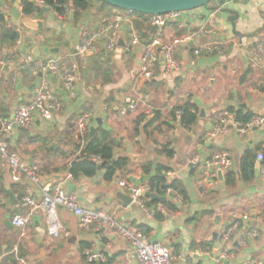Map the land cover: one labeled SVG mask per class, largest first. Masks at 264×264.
Returning <instances> with one entry per match:
<instances>
[{
    "label": "crops",
    "instance_id": "1",
    "mask_svg": "<svg viewBox=\"0 0 264 264\" xmlns=\"http://www.w3.org/2000/svg\"><path fill=\"white\" fill-rule=\"evenodd\" d=\"M16 3V0H0L6 26L16 22L9 13ZM228 6L232 13L220 19L212 16L213 8H220L213 2L208 8L183 14L182 27L178 24L166 26L162 34L165 44L182 34L200 30L205 34L176 48L180 62L178 71L166 73L159 65L152 81H143L138 75L140 49L130 54L124 52L127 26L122 24L118 29L110 30L86 59L74 58L78 66L77 97L67 98L56 81L46 76L49 88L64 102L55 122H36L30 128L17 130L11 137L21 159L41 174V185L63 184L68 192L75 194L82 208L103 212L121 226L139 229L149 240L169 248L172 264H214L215 257L222 250L221 235L227 231L231 236L225 264H243L249 259L264 258V181L259 176V164L256 167L257 153H264V130L238 136L229 128L225 136H210L217 115L223 110L241 111L250 114L251 118L264 115V68L254 67L250 55L255 46H260L264 52V0H232ZM71 12L69 10L62 21L43 12L38 20L43 21L44 30L25 29L21 43L15 44L11 51L3 50L0 60L16 64L29 53L36 59L70 55L79 42L82 27L90 33L99 32L115 15H119L107 10L97 13L92 9L88 11L90 18L80 24L84 13L75 18ZM203 16H206L205 20H202ZM123 17L134 26L133 16ZM140 21L151 27L149 17ZM217 23L219 27L215 25ZM152 37L151 27L150 36H139V39L145 43ZM109 41L115 44L112 51L106 49ZM202 44L225 45V51L221 55L201 53L195 56L194 50ZM20 71H25L24 77L19 75ZM37 81L27 70L12 67L6 72L0 68V119L10 117L19 104L30 99ZM175 94L176 100L173 101ZM131 101L136 103V110L122 115L121 108ZM185 103L197 108V121L189 128L172 121L171 116L174 108ZM147 109L151 110L148 120L155 118L156 121L147 133L143 130L147 121H143L138 136L133 138V122L139 115L145 117ZM84 114H91L86 132L89 137L102 129L117 139L114 158H126L130 173H125L124 167L106 181L100 170L94 177L75 179L74 184L64 182L66 168L77 157L76 148L81 140L85 142L84 136L76 139V124ZM165 144H169L173 152L170 159L162 152L161 146ZM40 147L42 153L47 148L52 154L40 159ZM60 148L62 152L58 153ZM27 149L33 152L23 154ZM222 153L233 162L229 173L235 179L231 185H226L225 174L219 176L218 170H215V179L204 180L198 168L188 165V161L196 156L205 159ZM247 153L252 154L254 173L253 179L244 183L239 170ZM155 160L157 165L169 167L167 180L178 181L186 194L185 202L170 191L165 194L166 202H172L177 212L157 205L154 208L162 220H157L152 211L146 215L136 206L125 207L118 198L119 194H126L118 183L127 181L129 176H148ZM11 186L8 169L0 163V264H11L12 261L18 264L11 255L15 246L25 264H88L85 251L104 254L103 263L93 264H138L130 242L116 230L98 225L80 229L77 218L64 208H58L57 214L68 232L67 237L51 238L46 220L40 213L33 215L25 235L20 237L21 230L16 233L13 227L6 226L15 213V198H21L18 192L11 193ZM69 186L74 191H70ZM18 187L24 188V192L30 188L32 195L39 198L37 189L27 182ZM10 195L14 200L12 203ZM148 201L151 200L145 198L144 203ZM215 217L220 219L218 231L213 224ZM234 217L239 220L236 222ZM215 233L218 235L216 240L213 239ZM252 233H256V237L251 238ZM200 243H208L211 248L208 251L194 248Z\"/></svg>",
    "mask_w": 264,
    "mask_h": 264
},
{
    "label": "built area",
    "instance_id": "2",
    "mask_svg": "<svg viewBox=\"0 0 264 264\" xmlns=\"http://www.w3.org/2000/svg\"><path fill=\"white\" fill-rule=\"evenodd\" d=\"M35 5L38 9L47 8L43 0H26ZM242 1V0H238ZM18 3V13L20 19L38 20L36 13L25 15L22 13V0H16ZM55 19L62 21L67 17L69 10L65 11L64 16H58L52 11ZM215 12L212 13V16ZM183 13H168L160 16L150 17L151 27L155 28L153 37L150 42L142 43L139 39L133 24L121 15H115L107 26H104L99 32L90 33L85 27H82L79 42L74 46L73 53L64 57L56 58H34L33 55L24 54L21 60L16 63H7L0 60V68L15 67L16 69L27 70L37 83L34 85L33 93L30 99L19 104L10 117L0 119V163L2 167H7L10 182L12 185L21 186L23 182L35 187L39 192V198L32 195L30 188L25 189V195L21 198H15L14 211L10 219L13 228L21 230L20 237L25 235L27 226L31 223L33 215L40 213L44 216L47 225V232L53 239L67 237L68 232L61 225L57 209L64 208L77 218L80 229H90L92 226H106L116 230L122 237L127 239L132 251L136 257L138 264H172V257L167 246L160 242L151 241L148 237L137 228L125 227L119 225L111 217L106 216L103 212L84 209L79 205L75 194L68 192L61 184L41 185V174L34 167L25 163L19 156L14 142L11 140L14 133L19 129L30 128L36 122L44 124H53L56 116L63 109V100L57 96L50 88L46 76L53 78L60 86L65 96L69 99L77 97L78 82V66L74 61L75 57L86 59L89 54L95 51L98 41L110 30L118 29L122 24L128 28L127 44L124 46L126 54L132 53L135 49H140L138 75L142 80L152 81L155 76L157 66H162L164 72H176L180 68V62L176 56V48L191 43L204 34V30L192 33L182 34L172 40L170 44L162 41L163 30L171 24H178L182 27ZM8 29L18 34L15 44H20L23 40V31L26 29L20 23H8ZM22 33V34H21ZM20 36V37H19ZM114 42L107 43V51H112ZM225 45L202 44L198 49L194 50V55L205 54H223ZM251 58L254 59L253 66H261L264 68V52L260 46L252 47L250 50ZM136 110V103L131 101L129 104L121 108L120 113L126 115ZM150 109L145 111V117L150 115ZM176 117L181 113L175 112ZM91 114H84L76 124L77 134L83 139L84 134L88 130ZM232 129L238 136H245L254 130H264V115L254 116L245 123H239L235 120L233 113L223 110L217 115L215 126L211 132V137L225 136L228 129ZM84 141L81 140L77 156L81 154ZM88 160L97 166H100L101 160L95 156H89ZM256 163L259 164V176L264 181V153L260 152L256 155ZM188 165L192 168L200 170L201 178L215 179V170H220L223 174L229 173L233 169V162L225 153L212 155L211 157L202 159L196 156L188 161ZM73 179L68 173L64 182L67 185L74 184ZM119 187L130 198L131 205L142 210L146 215H150L151 210L146 207L143 198L145 192H150L146 185L134 186L129 181H120ZM153 193V192H150ZM169 194V192L167 193ZM179 202L181 200L178 199ZM17 212V213H16ZM237 222L239 218L234 217ZM230 232H224L221 235L222 250L214 259V264H225L229 257L227 245L230 241ZM256 237V233L251 234V238ZM18 264H25L24 260L18 256L17 246L11 251ZM85 260L88 264L103 263L105 256L103 253H93L91 251L84 252ZM243 264H264V258L249 259Z\"/></svg>",
    "mask_w": 264,
    "mask_h": 264
},
{
    "label": "trees",
    "instance_id": "3",
    "mask_svg": "<svg viewBox=\"0 0 264 264\" xmlns=\"http://www.w3.org/2000/svg\"><path fill=\"white\" fill-rule=\"evenodd\" d=\"M47 8L50 9L53 13L58 16H64L66 10H70L74 12L75 18H79L83 13L91 11L92 5L97 4L98 8L95 9L97 13L107 10L110 11L112 9L111 6H108L102 2L97 0H43ZM22 13L25 15L36 13L39 17L43 15V11L38 9L35 5L27 2L26 0H22ZM134 14V26L138 32V35L141 38H148L150 36L151 27L149 23L145 24V22L140 21V19L148 20L147 16L138 13ZM150 18V17H149ZM18 39V34L13 30H10L6 27L4 21V15L0 11V57L3 50L11 51L12 47L15 46V43ZM148 43V42H145ZM7 60V59H6ZM179 111L181 115L179 117L175 116V112ZM230 113H233L234 118L239 123H245L250 118V114H244L241 111H233L228 109ZM172 121H178V123L184 127L189 128L194 125L197 121V108L194 105L189 103H185L183 106L176 107L171 112ZM147 121L143 127L144 132L147 133V130L152 124L156 121L155 118L153 120H148L142 115L136 117L133 122V138L138 136L139 126L143 123V121ZM79 137L76 134V139ZM75 139V135H74ZM118 147L117 139L112 135V133L99 130L94 133L91 137H89L84 142L83 149L81 154L73 159L68 167L66 168V172L73 178L77 179L79 177H94L98 172V167L104 172L103 178L106 181H109L117 170H121L126 167L127 159L126 158H114L113 151ZM79 146L76 148V152L78 151ZM162 152L165 154L167 159H170L173 156V152L170 148L169 144H165L161 146ZM252 154L247 153L240 162V179L242 182L247 183L253 179L254 173V165H253V157ZM89 156L98 157L101 160L100 166L90 162L88 160ZM58 169H55L57 171ZM149 171V170H147ZM169 171L168 166L157 165L155 171V177L147 183V186L150 189V192L157 194L158 196L164 197L165 194L170 191L171 194H174L175 197H179L182 201H186V194L182 186L178 181L167 180L166 174ZM234 175L232 173L225 174V182L226 185H231L234 182ZM24 188L18 186H11V193L18 192L19 196H24L25 192ZM146 207L149 208L154 214L157 220H162V216L155 210L157 205H162L168 211L177 212V208L174 206L172 202L160 203L158 201H148ZM155 207V208H154ZM153 209V210H152ZM82 248H87L88 246H83ZM194 248H197L201 251H208L211 248V245L208 243H200L195 244ZM11 264H14L12 261Z\"/></svg>",
    "mask_w": 264,
    "mask_h": 264
},
{
    "label": "water",
    "instance_id": "4",
    "mask_svg": "<svg viewBox=\"0 0 264 264\" xmlns=\"http://www.w3.org/2000/svg\"><path fill=\"white\" fill-rule=\"evenodd\" d=\"M99 2H102L108 6H111L112 8L125 10L131 13H138L142 14L147 17H154V16H160L168 13H183V14H189L194 13L197 10L208 8L211 2H215L217 6L220 8H213L215 11L214 18L220 19L225 14L232 13V9L228 6L232 2V0H97ZM45 14H49V10L47 8H44L42 10ZM9 13L11 16L16 20L20 21V23L23 25L24 28L35 31V32H42L44 30V23L41 20H29V19H20L19 13H18V3L14 5L13 8L9 10ZM74 12H71V15L73 16ZM193 15V14H192ZM90 18V13L85 12L82 16V19L80 21V24H84L87 19ZM206 16L202 17V20H205ZM49 21L52 23L53 20L49 18ZM217 27H219V24H215ZM155 30V28H152V33ZM90 55V54H89ZM3 71L8 70V68L5 66L2 68ZM145 81V80H143ZM33 86H31V89ZM99 123V121H98ZM93 130H91L92 132ZM129 158L134 161V158L132 156H129ZM156 165L157 160L154 161L153 165L151 166V172L148 174V176H144L143 174H140L139 177L129 176L127 178V181L131 182L134 186H140L145 183H148L150 180H152L155 177V171H156ZM256 167H258V164H256ZM100 171V167L97 169ZM125 173H130V169L126 167L124 169ZM217 174L221 176L223 173L218 170ZM56 179H60L59 176H56ZM70 191H74V188L72 186L68 187ZM118 198L122 202V204L125 207H129L131 205V201L128 195L126 194H119ZM143 198L149 199L151 201H158L160 203H165L167 199L165 197L158 196L155 193L145 192L143 194ZM173 196H171V199ZM11 203L14 201L12 196L10 195ZM219 217H215L213 220V224L218 231L220 229L219 225ZM6 226L9 229H12V226L10 223H6ZM217 233L213 235V239L216 240Z\"/></svg>",
    "mask_w": 264,
    "mask_h": 264
},
{
    "label": "rangeland",
    "instance_id": "5",
    "mask_svg": "<svg viewBox=\"0 0 264 264\" xmlns=\"http://www.w3.org/2000/svg\"><path fill=\"white\" fill-rule=\"evenodd\" d=\"M213 2H211L210 4H212ZM92 8L95 10L96 8H98V5L97 4H93L92 5ZM198 11V10H197ZM110 12L112 13V14H119V15H121V16H133L134 14H132L131 12H128V11H125V10H120V9H116V8H112L111 10H110ZM165 29H167V28H165ZM204 29L205 30H207V27H204ZM19 75H21V76H23L24 77V75H25V71H20L19 72ZM138 81H141V80H139V79H137ZM176 100V94H175V96H174V98H173V101H175ZM122 107V106H121ZM87 138H88V133H85L84 134V140L86 141L87 140ZM39 141V143L41 142H44L43 140H38ZM61 149L62 148H60V150H59V152L58 153H61L62 151H61ZM40 151H39V158L40 159H44V158H46V157H48V156H50V154H52V151H51V149H47V148H45L44 150V152L42 153V151H43V149L40 147V149H39ZM33 152V150H31V149H27L26 151H24V152H22L23 154H27V153H32ZM22 156V155H21ZM23 157V156H22ZM21 158V157H20ZM23 160V159H22ZM25 160V159H24ZM14 231H16V233H19V230L18 229H16V228H14Z\"/></svg>",
    "mask_w": 264,
    "mask_h": 264
}]
</instances>
